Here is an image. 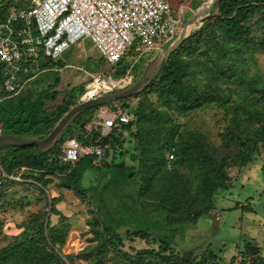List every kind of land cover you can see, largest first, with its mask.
I'll return each instance as SVG.
<instances>
[{
	"label": "rangeland",
	"instance_id": "1",
	"mask_svg": "<svg viewBox=\"0 0 264 264\" xmlns=\"http://www.w3.org/2000/svg\"><path fill=\"white\" fill-rule=\"evenodd\" d=\"M166 1L179 19L176 36L203 3V0ZM216 12V7H212L209 12L203 13V22ZM213 29L220 35L217 26L214 25ZM205 33L204 30L202 34ZM162 48L163 45L149 58H155ZM197 52L201 56V64H217L220 69L226 65L215 57V51H208L205 46H200ZM137 53L127 49L118 63L109 64L92 41L83 38L55 60L61 66L59 69L44 75L41 73L30 85H26V90L21 94H31L32 99L40 103L39 113L55 117L64 106L79 101L86 92V85L95 75L115 81L133 74V82L136 81L147 65L145 56L140 55L141 59L137 60ZM183 57L189 58L188 54ZM246 57L252 60L247 65L248 76H264V53L260 50L249 52ZM191 67L193 70L200 68L195 62ZM159 74L160 70L154 77L155 83ZM184 81L196 84L200 90L208 87L207 79L200 75L194 81L189 78ZM213 83L222 90V98L228 104L219 106L211 103L186 113L177 112L159 106L157 94L153 87L147 88L149 85L136 97H129L126 102L132 107L139 100V109L144 115L141 127L137 130L133 126L131 133L118 136L105 159L110 162L115 156L116 160L128 167L141 165L140 169L145 172L155 160L153 149L161 144V139L157 138L158 132L173 128V125H176V134L171 137L174 146L179 144L180 135L188 134L185 139L189 144L201 140L210 148L215 159L224 158L225 187L213 193L214 209L201 216L195 224L178 227L179 232L174 239L175 253L150 239L125 237L122 246L109 248L97 256L98 226L93 220L89 201L65 184L59 175L46 173L40 176L20 167L8 177V182H3L1 175H4L0 174V264H186L204 246H208L220 258L218 264H250V256L244 249L248 241L253 242L258 254L264 257V155L261 148L252 151L249 146L225 139L226 131L232 128L229 108L235 107L245 97H248L246 103L261 102L264 105V96L261 97L258 91L247 90L237 82L232 81L229 85L230 82L223 79ZM259 84L256 88L260 90L262 86ZM74 89L81 93L68 98L67 93ZM104 106L108 111L113 108L112 104ZM97 117L98 110L87 127L93 126L91 124ZM136 134L137 137H134ZM80 137L82 134L73 128L65 133L62 141L64 144L68 138ZM121 140H124L122 144ZM138 141L143 148H151L141 155L142 159L138 157ZM162 142L166 145L165 141ZM225 145L227 147L223 149ZM173 151L163 149L160 168L156 172L150 169L147 175L150 180L148 193L151 201L155 200L163 206L174 196L184 193L183 208L192 204L194 197L204 190L195 172L190 170L191 166L169 161L172 160L169 156L174 154ZM250 153L252 160L248 162ZM97 177L98 174L89 172L84 184L95 181ZM106 180L103 177V182ZM121 233L124 235L125 229ZM155 235L157 238L161 236L159 233Z\"/></svg>",
	"mask_w": 264,
	"mask_h": 264
},
{
	"label": "trees",
	"instance_id": "2",
	"mask_svg": "<svg viewBox=\"0 0 264 264\" xmlns=\"http://www.w3.org/2000/svg\"><path fill=\"white\" fill-rule=\"evenodd\" d=\"M212 7H216V14H211L181 42L163 63L157 82L155 83L153 79L147 87L154 88L159 106L183 113L199 109L205 104L215 103L224 106L228 103L222 98V90L213 83L223 79L225 82L229 81V85L232 81L237 82L247 90L258 91L261 97L264 96V76L254 75L253 78L248 76L247 65L252 60L246 57L249 52L260 50L264 53V29H262L264 0H216ZM214 25L219 28L220 35L213 29ZM204 30L206 33L202 34ZM200 46H205L208 51H215V57L224 61L226 65L220 69L217 64L216 66L201 64V56L197 52ZM187 54L189 58L184 59L183 55ZM193 62L199 64L200 68L193 70L191 67ZM41 67L48 69L41 74L44 75L61 66L54 60H45ZM199 75L208 82L206 84L208 87L203 90H200L196 84L184 81L186 78L194 81ZM255 82L262 86L260 90L256 88L258 84ZM30 83L32 82L28 84ZM26 88L12 97L0 95V123L4 134H25L43 138L58 119L77 103L64 106L57 116L50 117L39 113L40 103L33 100L31 94H21ZM78 93L81 92L71 90L67 93V97L71 98ZM136 96L137 94L131 97ZM128 98L109 104L113 105L112 110L130 109L134 119L128 124L113 129L105 137H101L98 130H92L87 135L86 128L93 114L99 109L94 107L79 114L64 129L60 141L48 151H39L36 146L1 148L0 174L4 175V177L1 175V180L10 181L8 177L20 167L40 176L46 173L61 176L62 181L86 198L93 209V220L98 226L97 256L104 254L109 248L122 246L125 237L150 239L163 244L171 253H175L174 239L179 232L178 227L183 224H195L201 216L207 215L214 209L212 195L225 187L224 158L215 159L210 148L199 139L194 144H189L188 139H185L188 134L180 135L179 144L174 146L171 144V137L176 134L174 131L176 125H173V128L158 132L157 138L161 139V144L160 147L156 146L153 149L155 160H152L153 165L149 166L147 171L143 172L140 169L141 165L137 168L128 167L122 161L116 160L115 156L110 162H106L111 144L118 139V136H123L125 132L131 133L130 129L133 126L138 130L141 127V120L144 119L139 109V100L132 107L126 102ZM247 99L248 97H245L235 107L229 108V113L232 114L230 116L232 128L226 131L225 139L227 142L249 146L252 151L261 148L264 155V105L261 102L246 103ZM85 114L88 116L81 117ZM73 128L82 134V137L75 139L83 144L98 143L106 147L104 157L97 161L93 156H84L73 164L61 162L59 157L63 153L64 145L62 137ZM134 137H137V134ZM123 141L121 140V144ZM162 141H165L168 147ZM137 147L138 157L141 159V155L151 149L147 146L143 148L140 141L137 142ZM226 147L225 145L223 149ZM163 149L174 150V154H171L173 158L169 160L172 163H185L191 166L190 170L195 172L199 185L204 190L194 197L192 204L183 208L181 206H183L182 199L185 198L184 193L174 196L166 206L150 200L151 196L148 193L150 180L147 175L150 169L156 172L160 168ZM247 159L248 162L252 160L251 153ZM89 172L98 174V177L95 181L84 184ZM103 177L107 178L105 182ZM123 229H125L124 235L121 233ZM156 233L161 234L160 238H157ZM244 249L250 256V264H264V257L258 254V248L253 242H246ZM219 259L212 249L204 246L195 252L186 264H218Z\"/></svg>",
	"mask_w": 264,
	"mask_h": 264
},
{
	"label": "built area",
	"instance_id": "3",
	"mask_svg": "<svg viewBox=\"0 0 264 264\" xmlns=\"http://www.w3.org/2000/svg\"><path fill=\"white\" fill-rule=\"evenodd\" d=\"M1 6L0 95L6 97L19 94L48 71L41 67L45 60L58 59L83 38L92 41L107 63L116 64L127 49L140 54L157 52L175 38L179 24L166 0H0ZM94 82L107 86L99 95L128 86L132 78L110 81L97 75L91 78ZM133 119L130 109L108 111L100 106L97 120L86 128L87 135L98 130L105 137ZM105 149L98 143L70 139L64 143L59 159L73 164L84 156H93L98 161Z\"/></svg>",
	"mask_w": 264,
	"mask_h": 264
},
{
	"label": "water",
	"instance_id": "4",
	"mask_svg": "<svg viewBox=\"0 0 264 264\" xmlns=\"http://www.w3.org/2000/svg\"><path fill=\"white\" fill-rule=\"evenodd\" d=\"M216 0H210L207 4L198 6L194 14L189 18L185 26L179 34L168 44H166L157 54L150 60L144 68L138 79L128 86L107 93L91 96L86 99L80 98L79 101L71 106L54 124L52 129L43 137L25 135V134H1L0 149L7 146H36L39 151H48L53 148L60 140L64 129L82 112L100 107L117 100L134 96L146 88L159 72L165 60L178 48L183 40L201 24L204 20L203 13L209 12Z\"/></svg>",
	"mask_w": 264,
	"mask_h": 264
},
{
	"label": "bare ground",
	"instance_id": "5",
	"mask_svg": "<svg viewBox=\"0 0 264 264\" xmlns=\"http://www.w3.org/2000/svg\"><path fill=\"white\" fill-rule=\"evenodd\" d=\"M210 0H203V4L209 3ZM119 82V81H116ZM107 88L106 85H101L97 82L90 83L86 92L81 96V98L86 99L88 97L94 96L98 94L101 90H105Z\"/></svg>",
	"mask_w": 264,
	"mask_h": 264
},
{
	"label": "crops",
	"instance_id": "6",
	"mask_svg": "<svg viewBox=\"0 0 264 264\" xmlns=\"http://www.w3.org/2000/svg\"><path fill=\"white\" fill-rule=\"evenodd\" d=\"M3 14H4V10L2 9V6H1V8H0V16L2 17ZM137 54H138V56H137V60H140V59H141V58H139L140 55H141V56H145V57H146V63H147V64H148V63L150 62V60L152 59V58H149V56H150L149 53H144V54L137 53ZM54 61H55V60H54ZM137 62H138V61H137ZM59 68H60V67H59ZM95 76H97V75H95ZM131 78H132V82H133V80H134L133 74H132ZM73 139H75V138H73Z\"/></svg>",
	"mask_w": 264,
	"mask_h": 264
}]
</instances>
